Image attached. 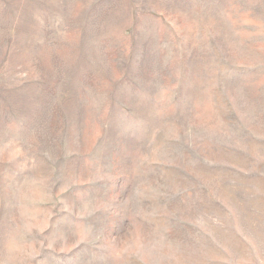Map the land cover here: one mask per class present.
I'll use <instances>...</instances> for the list:
<instances>
[{
    "label": "rangeland",
    "instance_id": "1",
    "mask_svg": "<svg viewBox=\"0 0 264 264\" xmlns=\"http://www.w3.org/2000/svg\"><path fill=\"white\" fill-rule=\"evenodd\" d=\"M0 264H264V0H0Z\"/></svg>",
    "mask_w": 264,
    "mask_h": 264
}]
</instances>
